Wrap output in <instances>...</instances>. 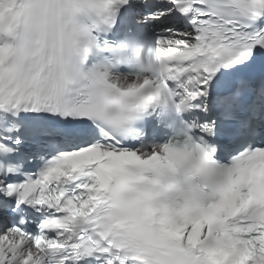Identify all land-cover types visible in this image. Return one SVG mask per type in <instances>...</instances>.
Masks as SVG:
<instances>
[{"label": "snow or ice", "instance_id": "obj_1", "mask_svg": "<svg viewBox=\"0 0 264 264\" xmlns=\"http://www.w3.org/2000/svg\"><path fill=\"white\" fill-rule=\"evenodd\" d=\"M0 264H264V0H0Z\"/></svg>", "mask_w": 264, "mask_h": 264}]
</instances>
